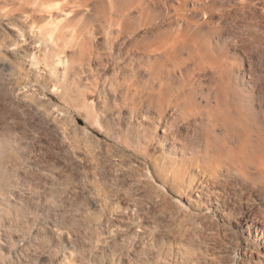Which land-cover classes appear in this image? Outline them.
I'll return each mask as SVG.
<instances>
[{"label":"bare ground","instance_id":"1","mask_svg":"<svg viewBox=\"0 0 264 264\" xmlns=\"http://www.w3.org/2000/svg\"><path fill=\"white\" fill-rule=\"evenodd\" d=\"M0 29V227L70 188L58 264H264V0H0Z\"/></svg>","mask_w":264,"mask_h":264},{"label":"rangeland","instance_id":"2","mask_svg":"<svg viewBox=\"0 0 264 264\" xmlns=\"http://www.w3.org/2000/svg\"><path fill=\"white\" fill-rule=\"evenodd\" d=\"M0 87H2V86H0ZM0 92L3 93V94L0 93V104H2L4 106L5 105H9L8 103H5L4 101L3 102L1 101V100L4 99V96H5L4 92L2 91V88H0ZM69 112H70L71 116H74V117H72V119L73 118L80 117V115H78L79 113L76 114L74 110L73 111L70 110ZM121 113H122V115H121ZM124 113H125L124 111H120V113H119V111L116 112V114L118 115L117 117H120V116L122 117L124 115ZM78 122H79L80 125H83L84 124L83 123V120H81V119L78 120ZM24 124H21V126L22 127H25ZM38 126H39V128H43L45 126V121L41 120V122L38 123ZM24 130H26V132H28L27 129H26V127H25ZM51 138H53V137H51ZM35 140L38 142V139L37 138ZM34 152H35L34 155H35L36 158H39V157L44 158L45 157L46 159H51V157H54L55 155H57L55 152L53 153L51 150L49 151L50 153L48 152V150H45V151H42L41 152V151H39V149L38 150H34ZM52 154L53 155L55 154V155L53 156ZM10 188H11V192H10L11 196L9 194H7L8 196L7 195L4 196L5 197L4 199L2 197V200L0 201V204L3 205V206H5L6 204L8 205V202L14 203L13 200H10V199L11 198H16V196H15V191L16 190L14 189L15 187L12 188V186H11ZM69 189L68 188H66V189L63 188V190L61 189L59 191L60 193H58L59 195L58 194L57 195L52 194L54 196L53 198H56L57 197L56 198L57 201H56V199H53V198L51 199L50 197L47 199V201L44 200V199H40L39 196H38L39 198L37 197V202L41 205L40 206L38 204L39 207H40V210L37 213H39V214H37V213L34 214L33 213V215H31V216L24 217V219L21 216V217H19V220H18L19 222H16L17 225H18V223H19L20 226L23 225V224H25L23 226L26 227V225H28V223H29V225H31V223L33 221V223H36V224H35V226H33V224H32V228H30V229L28 228V230H27V227L25 229V228H22V226L21 227L19 225L17 226L16 224L13 225V227H12V226H10L9 223H7V226L8 227H0V233H1L0 234V238H1V241L2 242L3 241L6 242L7 239L10 240L9 241V245L10 246L13 245L14 247L12 246L11 248H14V250L16 251L15 252L13 250L14 254L16 253L18 255H21V256H18V260L22 257L23 259L27 258L28 260L27 259H25V260L30 261V263H32V264H35V263L36 264H58L59 263L58 256H57L58 253L55 252V250H53V248H52L53 245L48 240V234H46L47 232L44 231L43 229H42L43 230L42 231L39 228L38 224L39 223H42L43 221H44L43 223L48 222V221H50L49 220L50 218L51 219L55 218V219H57L59 221L61 220L62 222H71V220L74 221L76 219L77 215H78L77 214V211H75L76 208H77V207H75V205L77 206L79 204L78 205V207H79L81 205L80 203L83 202L82 200H84L83 203H84V205H85V207L87 209H91L92 208L91 202L88 201V199H86L85 195H83V194H81V192H79L80 194L78 193V196L75 197L76 195H74V193H71L72 189H70V190ZM64 191L67 192V193H65ZM77 192L78 191H76V193ZM61 194H62V196H60ZM7 197H9V199ZM33 197H34V199H36L35 198L36 197L35 195ZM63 197L64 198L66 197L65 200H63L64 199ZM72 199H73V201H71ZM38 200H40V202ZM68 201H69V203L70 202L71 203L69 204ZM3 202H6V203L4 204ZM62 202H65V203H62ZM72 204H73V206H72ZM66 205H69L71 208L69 206H66ZM71 209L74 210V211H72ZM14 214L15 213L12 212V215H13L14 219H16L18 216L17 215H14ZM18 227H20V228L18 229ZM3 228H5V229H3ZM15 235H18V236H21L22 235V237H23L22 240L25 238V240L27 239L26 242L25 241H21V242H25V243H21V242L19 243V242H17V237ZM45 238L47 240H45ZM66 246H68V248L70 247L69 244L68 245L66 244ZM24 247H25V249H24ZM16 254H15V256H16L15 259L17 258V255ZM24 256H25V258H24ZM22 258H21V260H23ZM15 261H17V260H15Z\"/></svg>","mask_w":264,"mask_h":264}]
</instances>
